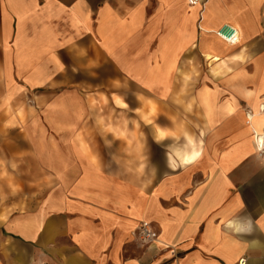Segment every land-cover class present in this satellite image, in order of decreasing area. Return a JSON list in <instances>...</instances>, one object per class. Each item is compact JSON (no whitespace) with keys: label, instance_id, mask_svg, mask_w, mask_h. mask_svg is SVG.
I'll return each mask as SVG.
<instances>
[{"label":"crops","instance_id":"crops-1","mask_svg":"<svg viewBox=\"0 0 264 264\" xmlns=\"http://www.w3.org/2000/svg\"><path fill=\"white\" fill-rule=\"evenodd\" d=\"M202 1L0 0V264H264V0Z\"/></svg>","mask_w":264,"mask_h":264},{"label":"built area","instance_id":"built-area-1","mask_svg":"<svg viewBox=\"0 0 264 264\" xmlns=\"http://www.w3.org/2000/svg\"><path fill=\"white\" fill-rule=\"evenodd\" d=\"M190 6H195L199 4H203L202 0H187ZM217 35L222 39H225L227 43H234L238 40V30L231 25H226L220 30H218ZM140 234L143 239H151L153 237V233L149 228L148 224L142 222L140 225ZM238 264H245L244 258L239 259Z\"/></svg>","mask_w":264,"mask_h":264},{"label":"clouds","instance_id":"clouds-1","mask_svg":"<svg viewBox=\"0 0 264 264\" xmlns=\"http://www.w3.org/2000/svg\"><path fill=\"white\" fill-rule=\"evenodd\" d=\"M251 223H252L251 217L247 216V217H243V218H237V221H230L227 226L229 228H233V227H236L237 224H246V226L248 228H251ZM236 231L241 232V231H243V229L240 227H236Z\"/></svg>","mask_w":264,"mask_h":264},{"label":"rangeland","instance_id":"rangeland-1","mask_svg":"<svg viewBox=\"0 0 264 264\" xmlns=\"http://www.w3.org/2000/svg\"><path fill=\"white\" fill-rule=\"evenodd\" d=\"M130 95H133V94H127V97L129 98L130 97ZM103 96V95H102ZM134 96V95H133ZM92 100V99H91ZM107 113H108V110H107ZM146 130H145V128H140V125H138V132L139 133H143V132H145ZM123 133H124V130H123ZM0 168H2V166L0 165ZM2 175H3V173H2V170L0 169V177H2ZM29 190H32V189H25V191L27 192V191H29ZM33 191V190H32ZM9 192L10 193H13V194H17V189H10L9 190ZM7 193V190H3V189H1L0 188V201H1V198L2 197H5V196H3V194H6ZM13 196V195H12ZM6 198V197H5ZM1 206V205H0ZM13 207H16L15 205H10V208H13Z\"/></svg>","mask_w":264,"mask_h":264},{"label":"bare ground","instance_id":"bare-ground-1","mask_svg":"<svg viewBox=\"0 0 264 264\" xmlns=\"http://www.w3.org/2000/svg\"><path fill=\"white\" fill-rule=\"evenodd\" d=\"M224 40H225V39H224ZM260 109H261V110H264V107L260 106ZM260 136H261V135H260ZM260 138L262 139V138H264V137H260ZM261 139H260V140H261ZM258 142H259V140H258ZM262 144H264V143H262Z\"/></svg>","mask_w":264,"mask_h":264}]
</instances>
